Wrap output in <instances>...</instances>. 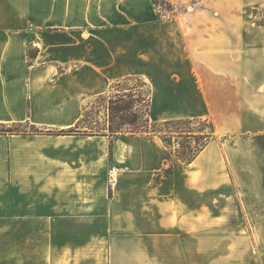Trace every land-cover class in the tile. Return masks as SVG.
Masks as SVG:
<instances>
[{"label":"crops","instance_id":"0c3cea01","mask_svg":"<svg viewBox=\"0 0 264 264\" xmlns=\"http://www.w3.org/2000/svg\"><path fill=\"white\" fill-rule=\"evenodd\" d=\"M168 1L0 0V264H264V0ZM132 77L189 160L78 128Z\"/></svg>","mask_w":264,"mask_h":264},{"label":"rangeland","instance_id":"374dc122","mask_svg":"<svg viewBox=\"0 0 264 264\" xmlns=\"http://www.w3.org/2000/svg\"><path fill=\"white\" fill-rule=\"evenodd\" d=\"M152 2L160 14L164 16L173 14L172 3L168 0ZM29 53L32 54L33 50L30 49ZM148 100L149 88L141 79L125 78L115 83L107 93L94 99L78 128L109 134L159 133L166 143L176 149L177 154L190 157L204 142V134L210 131L209 125L204 121L152 123L147 114ZM11 127L3 125L0 126V130L29 128L25 125ZM31 129L36 132L42 131L37 127ZM188 135L191 137H186ZM260 255L263 260L264 254ZM240 260L243 264H254L251 256Z\"/></svg>","mask_w":264,"mask_h":264},{"label":"built area","instance_id":"2783aa9c","mask_svg":"<svg viewBox=\"0 0 264 264\" xmlns=\"http://www.w3.org/2000/svg\"><path fill=\"white\" fill-rule=\"evenodd\" d=\"M112 170H113V168H111L109 170V172H112ZM113 183H114V177L112 176L111 173H109V175H108V184H109V186H112Z\"/></svg>","mask_w":264,"mask_h":264},{"label":"trees","instance_id":"16d2710c","mask_svg":"<svg viewBox=\"0 0 264 264\" xmlns=\"http://www.w3.org/2000/svg\"><path fill=\"white\" fill-rule=\"evenodd\" d=\"M69 130H71V129H69ZM64 131H65V130H61L60 132H61V133H64ZM177 155H179V154H177ZM192 155H193V154H192ZM192 155H191V156H192ZM179 156H180L181 158L185 159V160H189V159L191 158V156H190V157H182L181 155H179ZM166 170H167L168 172H167V173L165 172V176H168V175L170 174V173H169L170 171H169V169H166Z\"/></svg>","mask_w":264,"mask_h":264}]
</instances>
